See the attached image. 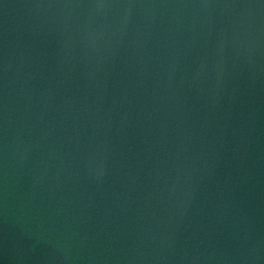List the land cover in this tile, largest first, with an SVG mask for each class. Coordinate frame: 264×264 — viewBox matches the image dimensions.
Instances as JSON below:
<instances>
[{
  "label": "water",
  "instance_id": "obj_1",
  "mask_svg": "<svg viewBox=\"0 0 264 264\" xmlns=\"http://www.w3.org/2000/svg\"><path fill=\"white\" fill-rule=\"evenodd\" d=\"M0 264H264V0H0Z\"/></svg>",
  "mask_w": 264,
  "mask_h": 264
}]
</instances>
